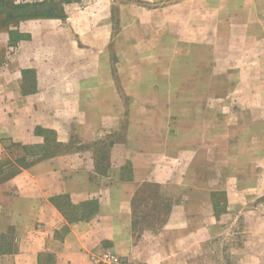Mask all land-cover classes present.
Listing matches in <instances>:
<instances>
[{
  "label": "rangeland",
  "instance_id": "obj_1",
  "mask_svg": "<svg viewBox=\"0 0 264 264\" xmlns=\"http://www.w3.org/2000/svg\"><path fill=\"white\" fill-rule=\"evenodd\" d=\"M62 5L63 18L34 20L48 24L36 31L47 51L36 57L73 64L89 59L112 75L115 110L103 108L107 115L94 140L73 138L66 151L84 152V162L74 165L105 174L103 184L116 177L113 153L125 160L119 178L130 177L132 164L141 169L139 176H148L143 183L153 187L145 191L147 198L135 201L136 245L151 253L160 231L174 229L183 250L174 260L178 264H264L263 31L237 29L251 21L238 13V0H69ZM227 10L231 15L223 13ZM228 16L234 30L226 29ZM12 54H1L0 65ZM47 134L53 136L51 130ZM21 150L15 142H1L0 163L19 158ZM18 170L1 173L0 187ZM211 191L216 216L210 210L207 217L204 204L212 205ZM8 194H0L1 203ZM57 196L64 205L68 201L61 193L49 199ZM63 232L61 227L58 234ZM19 244L11 225L0 247L16 251ZM104 252L129 264H150L109 247L90 256L88 264H100ZM1 258L3 264L12 262ZM41 258L42 264L55 261L49 254Z\"/></svg>",
  "mask_w": 264,
  "mask_h": 264
},
{
  "label": "crops",
  "instance_id": "obj_2",
  "mask_svg": "<svg viewBox=\"0 0 264 264\" xmlns=\"http://www.w3.org/2000/svg\"><path fill=\"white\" fill-rule=\"evenodd\" d=\"M238 2V13L249 16L251 21L246 25L241 23L237 29L259 28L264 33V0ZM227 12L223 11L231 15L229 10ZM225 22L227 30L235 29L231 17ZM9 27L22 37L8 42V33L0 28V55L13 50L8 62L0 65V146L3 141L40 145L43 143L41 133L47 129L63 144L65 152L42 158L36 156L29 165L19 167L5 182L6 187H0V194L9 193L8 201L0 202V242L11 225L20 238L16 251L0 253V264H3L2 256L11 257V264H42L41 257L48 254L55 261L44 264H88L89 257L105 247L121 255L138 254L142 261L150 264H178L174 260L183 253L180 239L175 236L178 230L160 231V242L151 253L143 251V244L137 246L133 239L132 199L141 183L149 179L139 176V166L132 164L131 179L121 180L118 174L125 160L116 158L113 153L116 177L103 184L101 179L105 174L84 163L74 165L76 160L84 162V152L66 151V145L73 138L81 139L79 143L94 140L107 115L102 113L103 108L115 110L112 75L98 71V66L89 59L74 64L38 60L39 51H47L42 50L46 49L45 42L42 36L37 38L36 31L45 30L48 24L26 19ZM19 155L25 153L21 150ZM11 188H15L14 191ZM60 193L67 195L73 204L96 199L98 208L86 219L69 222L49 199ZM208 203L204 204L207 217L213 210ZM65 226L67 231L58 234ZM24 234H27L25 239ZM191 251L189 249V253Z\"/></svg>",
  "mask_w": 264,
  "mask_h": 264
},
{
  "label": "trees",
  "instance_id": "obj_3",
  "mask_svg": "<svg viewBox=\"0 0 264 264\" xmlns=\"http://www.w3.org/2000/svg\"><path fill=\"white\" fill-rule=\"evenodd\" d=\"M69 0H0V16H3V21L8 23L9 26L13 25L14 23H18L19 21H23L26 19H61L64 17V7L63 2ZM2 30V27H0ZM8 33V42L16 41L21 39L22 35L17 32L15 29L12 30L11 28L7 29ZM50 130H44L41 133L43 136V143L40 145H20L22 151L25 155H21L19 158H15L13 160L6 159L3 163H0V174L6 171L7 169L11 170L14 168L25 167L29 165L33 159L42 158L45 156L55 155L59 152L64 153L65 147L62 143L58 142L54 136L50 137L47 132ZM39 132V130H37ZM12 146V145H11ZM29 155V156H28ZM33 157V158H30ZM7 165V166H6ZM7 168V169H6ZM122 169V167L120 168ZM131 169V168H130ZM122 173V172H121ZM131 174V170L129 171ZM126 179H131L126 178ZM148 183L141 184L135 191L133 199H132V209H133V220H132V227L133 231L136 230V225L140 221L136 219L135 211V201L137 198L139 200H144L147 198V194L145 193L146 190L150 189ZM150 195V194H148ZM215 192H210V198L212 201V208L213 213L216 216V203L214 200ZM67 198L68 196L65 195ZM59 196L55 198H51L50 201L58 208L59 211L65 216V219L69 222L77 221L81 219H86L91 216L98 208V202L96 199H89L79 204H73L72 202L68 201L64 205L63 202H59L57 199ZM67 231V226L64 228V232ZM55 231V235H56ZM11 250L4 249L0 247V253L10 252Z\"/></svg>",
  "mask_w": 264,
  "mask_h": 264
},
{
  "label": "built area",
  "instance_id": "obj_4",
  "mask_svg": "<svg viewBox=\"0 0 264 264\" xmlns=\"http://www.w3.org/2000/svg\"><path fill=\"white\" fill-rule=\"evenodd\" d=\"M102 262L100 264H129L127 260L119 258L116 254L104 252L102 254Z\"/></svg>",
  "mask_w": 264,
  "mask_h": 264
}]
</instances>
